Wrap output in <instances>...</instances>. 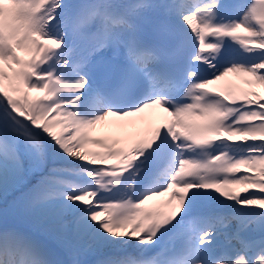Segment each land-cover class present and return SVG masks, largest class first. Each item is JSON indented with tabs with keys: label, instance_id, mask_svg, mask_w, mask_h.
<instances>
[{
	"label": "snow or ice",
	"instance_id": "snow-or-ice-1",
	"mask_svg": "<svg viewBox=\"0 0 264 264\" xmlns=\"http://www.w3.org/2000/svg\"><path fill=\"white\" fill-rule=\"evenodd\" d=\"M258 89L264 0H0V264H264Z\"/></svg>",
	"mask_w": 264,
	"mask_h": 264
},
{
	"label": "bare ground",
	"instance_id": "bare-ground-1",
	"mask_svg": "<svg viewBox=\"0 0 264 264\" xmlns=\"http://www.w3.org/2000/svg\"><path fill=\"white\" fill-rule=\"evenodd\" d=\"M82 259H89L88 257H81Z\"/></svg>",
	"mask_w": 264,
	"mask_h": 264
}]
</instances>
